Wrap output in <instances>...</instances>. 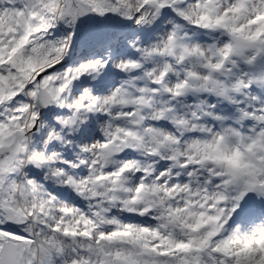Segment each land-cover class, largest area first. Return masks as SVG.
I'll use <instances>...</instances> for the list:
<instances>
[{
	"label": "snow or ice",
	"instance_id": "6c2138e0",
	"mask_svg": "<svg viewBox=\"0 0 264 264\" xmlns=\"http://www.w3.org/2000/svg\"><path fill=\"white\" fill-rule=\"evenodd\" d=\"M0 264H264V0H0Z\"/></svg>",
	"mask_w": 264,
	"mask_h": 264
}]
</instances>
